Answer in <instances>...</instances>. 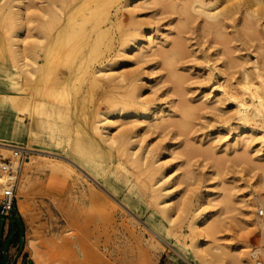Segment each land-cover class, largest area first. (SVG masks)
I'll list each match as a JSON object with an SVG mask.
<instances>
[{"label":"rangeland","instance_id":"obj_1","mask_svg":"<svg viewBox=\"0 0 264 264\" xmlns=\"http://www.w3.org/2000/svg\"><path fill=\"white\" fill-rule=\"evenodd\" d=\"M191 1L108 2L101 25L109 43L93 52L76 26L73 48L49 61L39 35L88 6L82 0H0V92L13 83L9 90L20 98L12 109L0 108V141L31 148L26 157L32 164L17 162L18 148L4 146L0 161L10 158L18 168L15 210L32 264H205L195 247L194 225L202 213L212 230L204 239L208 264H264V124L236 136L241 122L233 104L214 89L218 83L236 85L243 71L254 81L258 69L264 80V13L246 14L233 5L237 0H228L214 4L220 15L210 20L186 7ZM17 29L23 40L15 46L26 47L28 67L39 70L6 76L13 59L8 35ZM124 104L131 113L117 116ZM6 113L18 114L43 142L4 133ZM39 118L44 129L34 121ZM107 134L130 143L141 164L137 185L147 180L146 194L170 211L173 223L165 222L158 236L146 225L147 209L118 207L107 230L90 226L81 235L80 253L68 243L78 209L61 182L83 173L65 178L45 167L35 170L34 163L66 164L62 155L70 156L62 150L70 141H79L93 159L104 156Z\"/></svg>","mask_w":264,"mask_h":264},{"label":"bare ground","instance_id":"obj_2","mask_svg":"<svg viewBox=\"0 0 264 264\" xmlns=\"http://www.w3.org/2000/svg\"><path fill=\"white\" fill-rule=\"evenodd\" d=\"M101 1L102 0H82V5L88 6L87 11H81L80 13H77V18L73 12H70L65 17L64 23L57 27L53 32L44 34L42 33L39 35L40 38H42L41 41H44L41 48L43 50L47 49L46 53L50 55L49 58L51 60L49 61L58 59L61 57V55H63V52L66 54L71 49V47L73 48V44L71 43L70 39L76 36V26H79L80 29L83 28L82 35L84 37V41L88 46H90V49L93 52L99 51L101 49L100 45L104 44L106 46L109 43V40L104 38L107 29L103 28L101 24L108 19V9L106 7L108 2L113 3L119 0H107L106 3ZM138 1L139 0H129L128 4H135ZM216 2L221 4L227 3L228 0H214L212 5L207 4L202 0H192L191 4L187 5L186 7L200 10L207 18L210 20H215L220 15V11L217 10L218 5H214ZM233 5L241 7L246 14L264 13V0H237ZM79 19L80 21H78ZM85 24L88 26L84 30ZM51 28H49V30ZM18 30L19 29L14 30L8 35V45L10 47V51L12 52L13 59L9 69L5 72L6 76L21 72L25 74H32L39 70V67L35 69L28 67L29 64L27 61L28 54L26 47L23 46L21 49H19L17 46H15L18 45L17 43L20 44L23 40L19 38ZM139 46V41H136L135 47ZM257 70L254 73V78H256L254 81L252 78H249L247 71H243V73H241V78L236 85L229 86V84L226 83H218L214 88L217 89L216 91L219 96L225 98L226 100L228 99V101L233 104L236 119L241 122V125L235 129L236 136L238 137L240 134H242L240 129H244V132L250 133L255 130L254 128L256 126L264 124V80L262 78L261 72H259L260 70ZM13 88L14 84L10 83L7 91L3 93L0 92V108L3 107L12 109L14 105H17L16 103L20 100V98L9 90ZM133 100V98H130V101L127 102L132 103L134 102ZM129 106L130 105L128 104H124L114 112L117 116L122 115V113L126 115L131 113V111H129ZM147 110L148 108L145 107L141 113H146ZM2 121L4 123L2 125V130L4 133L13 137L21 134H28L31 141L43 142L38 138V135L36 132H34V130L31 128L29 129L28 126L24 125L18 114H3ZM34 121L36 124L39 123V125L42 126V129H44L43 124L46 123L45 120L39 118ZM103 141L106 144V147H108V150L106 151L107 154H103L104 156L95 155L96 159L92 158L93 155L90 157L91 154H88L86 151H84V148H80V146L77 144L80 143L79 141L75 144L74 142L71 143L70 141L67 142L65 146L66 148L62 150L66 155L70 156L67 157L62 155L65 157V159H67V161H64L66 164H63L59 161H54L52 159H48L46 161L38 160V162L34 163L35 170H40L41 168L45 167L51 169V171H54L57 174H60L61 177L64 176L65 178H70V176L72 177V174L76 172V170H79L81 173H83L80 175L81 177H74L70 179L69 183L64 181L61 182L63 186L68 189L67 194L69 195V202L71 205H73V207L75 206V208L78 209L75 215L77 219L74 218L71 220L73 226L69 224V227L72 226L74 229L71 231L70 237L68 238V243L79 248L78 252L80 253H83L82 248L84 247V243L80 239L81 235L84 234L90 226H93L97 229L103 228L107 230V228L110 227L114 222V218L119 211L118 207L122 208V210L126 211L127 209L130 211L133 207V204H136L137 207L142 208L143 210L147 209V212L149 213L147 217L149 223L146 225L158 236L162 235L165 222L167 224L173 223L170 211L167 210V208L158 207L157 205L159 202H153V200H151L154 198V194H146L145 187L147 180H142L140 181V186L137 185L136 174L141 170V164L137 158L132 156V152L129 151L132 148L130 143L127 140H124L122 136L113 138V136L108 134L105 135ZM54 143L55 145H58V140L56 137H54ZM0 146H4L6 151H11V148H22L17 144L1 141ZM24 149L32 150L31 148ZM39 151L46 153L44 150ZM24 164L26 166H30L32 164V159L26 157ZM84 177L90 178V181H86ZM2 181L3 174L0 171V183ZM151 186L152 185H147L149 188H151ZM124 207L126 209H124ZM130 212L132 213V210ZM207 221V213H202L196 219V225H194V228H196V252L199 253L201 257H204L203 262L205 264L210 263V259L207 258L206 249L204 250V239L206 234L208 235L212 231L207 226ZM156 222H158V225L155 224ZM96 234L100 236V233ZM101 235L103 236V233H101ZM60 238L63 239L64 237L61 236ZM254 242L257 243L256 238H254ZM58 244L60 243H57L56 245ZM57 249H59V247ZM50 252L51 250L49 253ZM58 252H60V250ZM63 255H65V253ZM57 258L51 257V261H58L59 258ZM61 258L64 259V257ZM74 259L75 258H73V261H75ZM61 262L62 261H58L60 264Z\"/></svg>","mask_w":264,"mask_h":264},{"label":"crops","instance_id":"obj_3","mask_svg":"<svg viewBox=\"0 0 264 264\" xmlns=\"http://www.w3.org/2000/svg\"><path fill=\"white\" fill-rule=\"evenodd\" d=\"M18 220L15 207L7 217L0 214V264H32Z\"/></svg>","mask_w":264,"mask_h":264},{"label":"built area","instance_id":"obj_4","mask_svg":"<svg viewBox=\"0 0 264 264\" xmlns=\"http://www.w3.org/2000/svg\"><path fill=\"white\" fill-rule=\"evenodd\" d=\"M27 151L24 148L13 150V158L17 162L26 159ZM18 168L14 166L10 158L0 161V171L3 174V184L0 192V214L9 216L15 207V182ZM262 213V211H260Z\"/></svg>","mask_w":264,"mask_h":264}]
</instances>
